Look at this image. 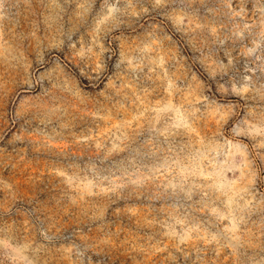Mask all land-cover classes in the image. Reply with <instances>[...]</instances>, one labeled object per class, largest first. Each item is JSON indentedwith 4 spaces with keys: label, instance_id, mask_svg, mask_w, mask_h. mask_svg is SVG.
Instances as JSON below:
<instances>
[{
    "label": "rangeland",
    "instance_id": "rangeland-1",
    "mask_svg": "<svg viewBox=\"0 0 264 264\" xmlns=\"http://www.w3.org/2000/svg\"><path fill=\"white\" fill-rule=\"evenodd\" d=\"M0 264H264V0H0Z\"/></svg>",
    "mask_w": 264,
    "mask_h": 264
}]
</instances>
